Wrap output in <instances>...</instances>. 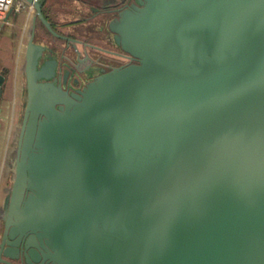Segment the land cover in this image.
<instances>
[{"label":"water","instance_id":"obj_1","mask_svg":"<svg viewBox=\"0 0 264 264\" xmlns=\"http://www.w3.org/2000/svg\"><path fill=\"white\" fill-rule=\"evenodd\" d=\"M83 1L134 62L71 92L38 25L88 42L24 0L0 264H264V0ZM14 11L0 22L1 122Z\"/></svg>","mask_w":264,"mask_h":264},{"label":"crops","instance_id":"obj_2","mask_svg":"<svg viewBox=\"0 0 264 264\" xmlns=\"http://www.w3.org/2000/svg\"><path fill=\"white\" fill-rule=\"evenodd\" d=\"M6 1V0H3ZM79 2L84 4L83 0H78ZM20 2H24V0H19ZM72 2V3H71ZM75 2H73L72 0H44V12L46 14V16L54 23L55 26H58V24L61 22V20H65L63 12H65L66 10L64 9L65 5H73ZM80 3V4H81ZM95 3H99L98 0L95 1ZM15 4H5L4 2L0 1V22L5 18V16L7 15L8 11L10 8L14 7ZM16 8V7H15ZM18 9L16 8V11ZM87 10V9H86ZM13 12L12 16L13 18H15V12ZM21 12V14H24V18L21 22H19V27L17 29H15V22H13V19H11L12 23L10 26L7 24L6 26L11 28L12 31V36L6 37L4 38V40L10 41L11 42V47H10V54L9 52L5 51L3 53V57H5V62L7 63V65H11V70L13 71V74H11L10 78H9V84L7 87V98H9L10 100H15L14 102H16L15 108H16V117H21V112H22V102H23V97H22V92H23V87L25 86V76H24V72L23 69L21 67L22 64V47H19L18 52H13L12 47H14V42L15 40H18L19 43V39L23 37V34L25 35L26 33V38L28 37L29 34V30H30V24H31V20L33 17V8H28L26 7L25 9H20L19 10ZM96 11L93 10L92 6H90V10L86 11L85 13L83 12L81 14V17L85 20L88 19H92L94 18ZM64 18V19H63ZM99 19L100 22L96 23L93 27L98 28L99 25H105V20L101 17V16H96V20ZM30 21V22H29ZM41 23H39L40 25ZM79 24H81L79 22ZM38 25L37 28V41L41 42V43H48L50 44V46H56V43L53 42V40L51 38H49L46 35H43L41 33V31L44 28H41V26ZM43 27H45L43 24H41ZM19 32L20 33V37L18 38L16 36L15 33ZM28 32V33H27ZM49 33V32H48ZM68 34H71L73 36H77V33H73L71 31H68ZM97 36V35H96ZM1 37V36H0ZM2 38V37H1ZM79 38V37H78ZM84 39V38H83ZM94 39V38H93ZM100 38L96 37V39H94L93 41L98 42L101 40H98ZM18 45V44H17ZM16 45V46H17ZM58 49L59 47L56 46ZM1 67V66H0ZM4 118V117H3ZM0 125H1V120H0ZM19 127H17L14 130V135H13V145H14V141L15 139V133L17 135V130ZM11 129V128H10ZM9 136H10V131L8 132V136L6 139V143H5V153H4V157H6V152H7V148H8V141H9ZM5 160V158H4ZM12 163V162H11ZM10 163V164H11ZM4 164L2 163L0 165V206H2L4 199L2 200V198H4V194H5V189L7 188L8 182H9V170H6V168L3 167ZM4 169V170H3ZM6 175L5 180L3 179V181L1 182V179L3 178V176ZM11 181V179H10ZM2 186L4 187V189H2ZM1 221V219H0Z\"/></svg>","mask_w":264,"mask_h":264},{"label":"flooded vegetation","instance_id":"obj_3","mask_svg":"<svg viewBox=\"0 0 264 264\" xmlns=\"http://www.w3.org/2000/svg\"><path fill=\"white\" fill-rule=\"evenodd\" d=\"M103 39L104 40H102V38L100 39L101 43L88 41L87 47L88 45H90V47L88 48H90L91 50L85 49L83 51L82 49H78V53H76L74 49L71 50L73 45V48H78L77 42H68L69 46L66 50L62 48L58 49L56 46H53L55 54L59 59V65L56 72L57 77L58 80L62 82L64 88H68L71 92L78 91L79 89H82L89 81L93 80L103 70H109L119 65L134 62V59L127 57L126 52L116 44L113 33L108 28L107 34ZM43 44H46L48 47H50V44L48 43ZM94 44L96 46L99 45L100 48L94 47ZM93 49H98L101 52L96 53L93 51ZM2 231L3 220L1 219L0 238L2 235ZM15 262L18 264H23L21 258L16 259Z\"/></svg>","mask_w":264,"mask_h":264},{"label":"rangeland","instance_id":"obj_4","mask_svg":"<svg viewBox=\"0 0 264 264\" xmlns=\"http://www.w3.org/2000/svg\"><path fill=\"white\" fill-rule=\"evenodd\" d=\"M73 2H75L73 5H65L64 6V9L66 10L65 12H63V15H64V18L65 20H61V22L58 24V26H55V29L57 30V32H59V34H63V35H68V36H73L71 34H68V31H71L73 33H77V36L79 37H76V36H73L75 38H78L81 40H84V42H92L94 39H96V37L98 38H102V40H104L103 38L105 37V35L107 34V27L104 26V25H99L98 28H95L94 29V25L98 22H100L99 19L96 20V17L92 18V19H88V20H85L81 17V14L88 10H90V3H86L84 2L81 3L79 2L78 0H72ZM72 3V2H71ZM81 3V4H80ZM87 9V10H86ZM16 10V9H15ZM63 18V19H64ZM79 22L81 24H79ZM41 26V28H44L41 33L43 35H46L48 36L49 38H51L53 40V42L56 43V46H58L60 49H64L66 50L68 48V40L62 38V37H58V36H55L53 34H51L45 27H43L41 24L39 25ZM49 32V33H48ZM97 35V36H96ZM84 38V39H83ZM94 38V39H93ZM98 39V40H100ZM99 43H101L100 41H98ZM94 43V42H93ZM91 43V44H93ZM85 43H78V48L77 47H74L72 46L71 50H75L76 53H78V49H82L83 51L85 49H88V50H91L90 48V45H87ZM95 45V44H94ZM99 46V45H98ZM70 51V50H69ZM94 52H101L100 50L98 49H93ZM22 113V112H21ZM22 115V114H21ZM17 127H19V122H20V117L17 118ZM18 132V130H17ZM15 136H16V133H15ZM16 139V137H15ZM14 146H15V141H14ZM11 162L14 160V152L11 151ZM9 182H8V185L11 184V172L9 170ZM8 187V186H7ZM6 195V192L5 194ZM5 198V196H4ZM2 198V200L4 199ZM2 210V206L0 208ZM0 210V211H1Z\"/></svg>","mask_w":264,"mask_h":264},{"label":"bare ground","instance_id":"obj_5","mask_svg":"<svg viewBox=\"0 0 264 264\" xmlns=\"http://www.w3.org/2000/svg\"><path fill=\"white\" fill-rule=\"evenodd\" d=\"M27 7L33 8V6L29 5V4L27 5ZM33 12H34V8H33L32 13ZM23 18H24V14L21 15L19 22H21L23 20ZM20 46L22 47V56H23L21 60H23L25 57V53H26V33H25V35L23 34V37L19 39V43L16 46V52H18ZM14 101L15 100H12L9 102L10 113L7 112L6 116H4L5 117L4 120L1 122V125H0V165L3 163L4 164L3 167L6 168V170H8L10 165H11L10 164L11 151L13 152V150H14V145H13L12 139H13V135H14V130L17 128V125H18L17 124L18 119L16 117V108H15L16 102H14ZM9 131H10V136H9V141H8V148H7V152H6V157H4L5 143H6V139H7ZM4 158H5V160H4ZM5 178H6V175L3 176V178L1 179V182L3 181V179L5 180ZM2 189H4L3 186H2ZM0 208H1V206H0Z\"/></svg>","mask_w":264,"mask_h":264},{"label":"built area","instance_id":"obj_6","mask_svg":"<svg viewBox=\"0 0 264 264\" xmlns=\"http://www.w3.org/2000/svg\"><path fill=\"white\" fill-rule=\"evenodd\" d=\"M0 1L4 2L5 4H11V3H12V4H15L14 7H16L18 10H20V9H25V8H26V7L24 8V6H23L24 2H20V3H19V2H18L19 0H18L16 3H15V0H6V1L0 0ZM19 4H20V5H19ZM16 8H15V9H16ZM17 117H18V116H17Z\"/></svg>","mask_w":264,"mask_h":264}]
</instances>
